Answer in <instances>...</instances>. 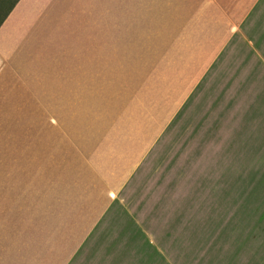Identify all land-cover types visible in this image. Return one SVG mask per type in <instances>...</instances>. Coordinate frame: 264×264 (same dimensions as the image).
<instances>
[{"label": "crops", "instance_id": "0c3cea01", "mask_svg": "<svg viewBox=\"0 0 264 264\" xmlns=\"http://www.w3.org/2000/svg\"><path fill=\"white\" fill-rule=\"evenodd\" d=\"M67 1L19 0L0 27V210L49 155L51 128L64 132L49 114L65 112L83 85L92 92L99 56L113 61L146 16L147 0H91L88 24L73 29L90 35L55 44ZM170 29V70L153 72L119 118L75 136L43 184L38 244L2 237L0 215V264H258L257 178L243 176L264 177V0H172ZM199 90L204 114L191 126L201 132L166 136ZM229 128L249 155L222 150Z\"/></svg>", "mask_w": 264, "mask_h": 264}, {"label": "rangeland", "instance_id": "374dc122", "mask_svg": "<svg viewBox=\"0 0 264 264\" xmlns=\"http://www.w3.org/2000/svg\"><path fill=\"white\" fill-rule=\"evenodd\" d=\"M14 1L6 0L0 17H2ZM103 3L105 4V0H103ZM171 4L172 0H147L144 23L140 22L141 25L139 26L132 22L130 23L132 30L128 33V47L125 49L115 48L113 61L109 58L108 63L102 62V60H105V57L99 56L98 78L92 83V92H90L89 86L85 87L83 85L82 91L85 94L76 97H66L65 112H51L49 114L51 126L57 123V119H59L60 124L65 123L64 132L63 128H60L59 131L58 129L53 131L51 128L50 137L54 142H51L49 145V155L47 158L34 160L33 177H28V179L21 176L18 177V190L16 193H13L12 202H9V197L3 196V204L5 205L0 210L2 237L6 238L11 233L13 235L11 237H17V242L20 243L25 242V240H20L25 235L34 236L35 239L34 241L31 240V242L38 244L39 240L37 238L41 237L42 234V219L44 214L41 207L43 202V184L46 183V187L49 188V183L52 182L51 177L57 173L59 163L63 165L66 162L64 160L65 153L72 151L75 136H79L80 139L85 132L89 131L91 122L93 126H98L93 130L99 131L100 125H104L106 121L116 119L121 114L125 106L124 101L126 103L135 94L137 89L142 85L144 87L148 86L147 84L153 72L164 73L170 70V40L172 38L170 29ZM94 6L96 5L91 0L67 1L65 8L67 14L62 22L65 23L67 30L65 33H60L59 39L55 36L53 39L54 43L65 41L66 45H72L73 40L77 36L82 35L84 39L86 34L90 35V33H79L73 29L81 24H88L89 16L82 14ZM97 6L100 7L99 3ZM101 22L104 23V16H98L97 23ZM92 35H97V42L103 40L101 33H92ZM55 50L56 48L53 46L50 47V56H52ZM199 89L201 90V88ZM203 101L204 97L200 91L191 104L186 106L175 123L167 130L166 136L187 137L192 134H199L201 132L200 129L194 128L191 124L192 120L196 119V115L202 116L204 114L202 112ZM210 101L209 94L207 93L206 105ZM4 114L10 116V114L13 115L15 113ZM17 115L18 119H39L41 113L18 112ZM120 118L125 117L122 116ZM197 119L200 120L201 118ZM216 130L217 128L214 129V132ZM224 133L229 137L222 147L226 155L233 154L235 151L236 153L240 152L242 155L246 153L249 155V143L243 144L233 141L232 128L225 129ZM58 136H60V142H57ZM238 141H240L239 137ZM241 167L247 171L250 168H254L250 164V161L245 158L241 160ZM256 167V170L264 172V160L257 164ZM254 173L258 174V172ZM245 178L247 180L257 178L258 192L256 195L259 202L256 209L258 212V251L255 247L252 250V257H254L258 264H264V205H261V203H264V177L260 175L250 177L248 175L247 177L243 176V180ZM240 253L244 255L245 252L241 251ZM241 258L242 260L244 259L243 256ZM237 263L238 260L235 261V264Z\"/></svg>", "mask_w": 264, "mask_h": 264}, {"label": "trees", "instance_id": "16d2710c", "mask_svg": "<svg viewBox=\"0 0 264 264\" xmlns=\"http://www.w3.org/2000/svg\"><path fill=\"white\" fill-rule=\"evenodd\" d=\"M19 2V0H15L11 6L8 8V10L2 15V17H0V27L1 25L4 23V21L6 20V18L8 17V15L10 14V12L13 10V8L16 6V4ZM6 4V0H0V13L1 10L3 9V6Z\"/></svg>", "mask_w": 264, "mask_h": 264}]
</instances>
